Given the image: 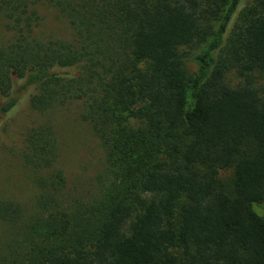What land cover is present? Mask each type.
Returning a JSON list of instances; mask_svg holds the SVG:
<instances>
[{"label":"trees","instance_id":"16d2710c","mask_svg":"<svg viewBox=\"0 0 264 264\" xmlns=\"http://www.w3.org/2000/svg\"><path fill=\"white\" fill-rule=\"evenodd\" d=\"M0 264H264V0H0Z\"/></svg>","mask_w":264,"mask_h":264},{"label":"rangeland","instance_id":"374dc122","mask_svg":"<svg viewBox=\"0 0 264 264\" xmlns=\"http://www.w3.org/2000/svg\"><path fill=\"white\" fill-rule=\"evenodd\" d=\"M52 21V19H50ZM57 24L56 27H60ZM190 72L194 71V66L188 64ZM232 83H236L235 75H231ZM69 128V129H67ZM66 137L64 139L63 164L69 176V186L79 188H90L94 185L97 175L103 169V155L96 138L91 133L89 127L81 121H76L66 126ZM24 191V188H22ZM22 189L13 188L14 194L23 196ZM28 193V192H27Z\"/></svg>","mask_w":264,"mask_h":264}]
</instances>
